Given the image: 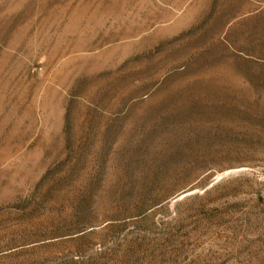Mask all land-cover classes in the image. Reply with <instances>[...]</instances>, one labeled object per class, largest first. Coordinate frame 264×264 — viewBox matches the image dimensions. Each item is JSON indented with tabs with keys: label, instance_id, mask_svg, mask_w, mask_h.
Returning a JSON list of instances; mask_svg holds the SVG:
<instances>
[{
	"label": "rangeland",
	"instance_id": "374dc122",
	"mask_svg": "<svg viewBox=\"0 0 264 264\" xmlns=\"http://www.w3.org/2000/svg\"><path fill=\"white\" fill-rule=\"evenodd\" d=\"M108 54L56 76L67 112L106 121L0 148V264H264V65L219 82L179 42L130 83Z\"/></svg>",
	"mask_w": 264,
	"mask_h": 264
},
{
	"label": "crops",
	"instance_id": "0c3cea01",
	"mask_svg": "<svg viewBox=\"0 0 264 264\" xmlns=\"http://www.w3.org/2000/svg\"><path fill=\"white\" fill-rule=\"evenodd\" d=\"M263 29L262 0H0V148L28 145L29 132L106 121L101 108L67 112L57 75L86 82L90 67L116 52L118 64L133 68L123 81L140 83L142 52L180 42L221 68L219 82L249 81L264 65Z\"/></svg>",
	"mask_w": 264,
	"mask_h": 264
},
{
	"label": "water",
	"instance_id": "95a60500",
	"mask_svg": "<svg viewBox=\"0 0 264 264\" xmlns=\"http://www.w3.org/2000/svg\"><path fill=\"white\" fill-rule=\"evenodd\" d=\"M186 193L184 192V193H182L181 195H185Z\"/></svg>",
	"mask_w": 264,
	"mask_h": 264
}]
</instances>
